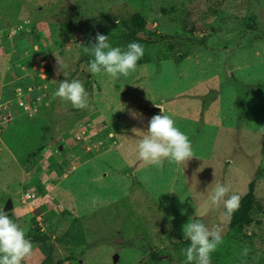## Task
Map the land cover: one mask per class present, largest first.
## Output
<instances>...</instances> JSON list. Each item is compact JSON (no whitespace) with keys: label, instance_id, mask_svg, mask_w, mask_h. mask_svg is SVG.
Here are the masks:
<instances>
[{"label":"rangeland","instance_id":"374dc122","mask_svg":"<svg viewBox=\"0 0 264 264\" xmlns=\"http://www.w3.org/2000/svg\"><path fill=\"white\" fill-rule=\"evenodd\" d=\"M134 12L154 32L139 42L149 61L127 77L90 73L82 45L99 32L122 47ZM63 73L90 108L54 95ZM156 104L192 142L185 165L138 157ZM262 127L264 0H0V210L12 200L4 211L29 239L47 234L52 264H184L183 226L198 216L222 234L211 264H264ZM42 147L41 171L28 169ZM217 183L253 193L259 235L211 203ZM76 218L86 243L70 246ZM32 243L24 264H45Z\"/></svg>","mask_w":264,"mask_h":264},{"label":"clouds","instance_id":"9594fccd","mask_svg":"<svg viewBox=\"0 0 264 264\" xmlns=\"http://www.w3.org/2000/svg\"><path fill=\"white\" fill-rule=\"evenodd\" d=\"M84 51L94 57L89 62L90 73L95 75L105 72L114 78L127 77L134 72L144 55L142 44L133 41L127 44L126 49L113 47L108 42V36L99 32L96 33L95 43L90 47L85 46ZM63 75L65 79L60 81L54 95L69 101L76 109L90 108L88 93L82 81L69 80L67 73ZM156 106L160 109V114L153 115L149 120L147 134L137 144L138 157L146 165L157 168L163 167L165 159L170 163L185 165L196 156L192 142L176 126L174 119L164 114L159 105ZM133 131L135 132V128ZM261 131L264 132V127ZM210 200L213 205L222 203L225 215L231 217L240 207L241 196L237 193L230 194L228 186L217 183ZM198 217L189 218L188 223L183 226L184 238L190 241V245L183 250L186 256L184 264H211V254L222 243L220 229L217 226L210 228ZM26 233L27 230L13 221L4 209L0 210V264H24L26 258L32 255L34 245ZM247 251L244 250L245 255Z\"/></svg>","mask_w":264,"mask_h":264},{"label":"trees","instance_id":"16d2710c","mask_svg":"<svg viewBox=\"0 0 264 264\" xmlns=\"http://www.w3.org/2000/svg\"><path fill=\"white\" fill-rule=\"evenodd\" d=\"M122 24L124 27V29L122 30L121 36H120L122 39L121 41H123L124 43L123 46L121 47L122 49H126L127 44L133 41L138 42V43L141 41H148L146 40L144 35H149L150 33L154 35V32L150 31L147 28L146 20L144 16L141 15L139 12H134L127 18L123 19ZM152 41L154 40H151V43ZM85 46H87V44H83L82 48L85 49ZM88 56L92 58L90 54H88ZM148 59H149L148 56L144 52L142 59L138 61L137 65L148 62L149 61ZM74 75L75 73H73V76ZM42 150H43V147L39 149L38 151L33 152L31 156L33 157V161L29 163L30 165H28L27 167L28 169L33 168L36 172L41 171L39 167H36L35 159L37 158V154H38L37 152H39L40 157L42 156L41 154L43 155L45 154L43 153ZM50 159H53V158H50ZM53 161H54V165L58 164V162H56L55 160ZM58 165L60 166V164ZM59 166H58L57 171L58 173L63 174L62 173L63 169ZM258 207H261V206L255 199L253 193L250 191L247 194H245L241 198L239 209L235 211L234 214L232 215L231 226L232 227L240 226L241 229H248L246 234L250 238H253L259 235L257 231L261 230L260 227L262 225V220H257L255 218V213L257 212ZM64 236L71 238L70 240L72 243H67L70 246H73V245L80 246L86 243V239L83 234L82 224L79 222L77 218L72 221L71 227L65 232ZM30 240L40 245L41 251L46 255L45 264H52L54 260V255L57 249L54 243L47 236V234H44V233L33 234L32 236H30ZM60 263L61 261L58 262V264Z\"/></svg>","mask_w":264,"mask_h":264},{"label":"built area","instance_id":"2783aa9c","mask_svg":"<svg viewBox=\"0 0 264 264\" xmlns=\"http://www.w3.org/2000/svg\"><path fill=\"white\" fill-rule=\"evenodd\" d=\"M27 107V106H26ZM36 194L35 193H31V192H26L24 195V199L23 201H27L29 199L35 198Z\"/></svg>","mask_w":264,"mask_h":264},{"label":"water","instance_id":"95a60500","mask_svg":"<svg viewBox=\"0 0 264 264\" xmlns=\"http://www.w3.org/2000/svg\"><path fill=\"white\" fill-rule=\"evenodd\" d=\"M13 207V203L12 200H9L8 203L6 204V206L4 207V209L7 211L9 209H11ZM115 259H118V256L115 257Z\"/></svg>","mask_w":264,"mask_h":264}]
</instances>
